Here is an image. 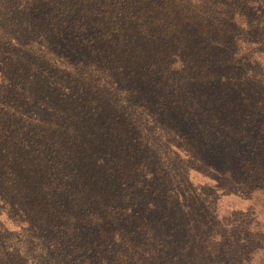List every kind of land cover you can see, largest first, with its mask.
Here are the masks:
<instances>
[{"label": "trees", "instance_id": "16d2710c", "mask_svg": "<svg viewBox=\"0 0 264 264\" xmlns=\"http://www.w3.org/2000/svg\"><path fill=\"white\" fill-rule=\"evenodd\" d=\"M88 47L101 66L57 52ZM263 64L264 0H0V264H252L248 229L207 208L264 177ZM134 102L169 116L171 154L131 139ZM175 144L216 184L194 186Z\"/></svg>", "mask_w": 264, "mask_h": 264}, {"label": "rangeland", "instance_id": "374dc122", "mask_svg": "<svg viewBox=\"0 0 264 264\" xmlns=\"http://www.w3.org/2000/svg\"><path fill=\"white\" fill-rule=\"evenodd\" d=\"M82 31L78 32L80 38L83 36L81 34ZM93 32L88 34V37H84V41L86 43H92V41H96L94 38L91 39V34ZM96 33H99L98 31L93 33V36L95 37ZM76 37V35H74ZM97 46H103L102 44H98L96 42L92 43V45ZM90 45V44H89ZM102 48V47H101ZM65 51H57L59 54L62 55L63 60L65 63L67 62V65H88L91 67L92 65L101 66L99 62H96V58L93 56V53L95 52L94 48L88 47L85 49L84 54L85 56L81 57L80 55H76L74 52H68L66 49H63ZM124 56L120 57H108L105 61H109V67H111V70L113 73L117 71L116 69H122L125 67L126 61L123 59ZM69 63V64H68ZM264 66V64L262 65ZM95 76V78L98 80V84L100 85V76ZM115 77V76H114ZM132 78H124V80H118L115 78V86L117 89V93H119V98L117 99L118 102L125 104L127 101L126 96L124 97V93L126 92L125 88L128 86H132L133 84ZM80 89L76 88L74 89V94L76 97H79ZM88 91H84V93H87ZM99 94H104V92L100 91L97 92V102L99 103H107L109 104L107 99H104V95L99 96ZM86 95V94H85ZM107 95V94H106ZM84 97V96H82ZM95 97V96H94ZM123 97V99H122ZM74 98V97H73ZM116 101V103L118 104ZM84 104V103H83ZM89 105V104H88ZM98 107V105H97ZM136 107V108H135ZM139 106L137 103H131V108L125 109L123 112L124 118L130 124L131 126L128 128L129 134L131 139L133 140H145L146 143L150 142L154 147L161 146V147H168V152L166 154H171L173 150L169 147L173 143H178L181 140L180 135L176 134V131L172 130V123L169 116L165 113L158 112L155 114L152 112V114H147L145 116H142L139 114ZM81 115L85 116L86 114L91 115L92 113H96L95 109L91 108L90 106L87 108L85 104L82 106L79 110ZM119 111V110H118ZM113 111H110V114ZM116 112V111H114ZM162 113V114H160ZM116 115V113L111 114V116ZM158 116V117H157ZM155 118V119H154ZM254 126L255 131L257 134L259 133L260 127L262 130L264 129V114L262 116V119L260 122L255 123ZM85 125H88L89 127H94L97 129L98 134H104L107 131L111 134V130L109 128L110 125L105 124H97L95 122L93 123H86ZM93 128V129H94ZM89 138L87 140L92 141L93 138L90 137L91 133H88ZM92 136V135H91ZM173 140V141H172ZM172 141L173 143H169ZM263 143L259 142L261 150H258L261 154V160L264 159V139L262 141ZM178 144L173 145L172 148L178 149L179 154L181 155L182 159V168L184 170V173L190 175L191 179H193L194 186L203 185L206 184L209 185H215L216 180L214 177L210 176L212 170H214L209 165H204L203 162L194 161L189 159V154L186 150L178 148ZM260 156V155H259ZM166 156L160 154V162L165 163L166 162ZM263 169H264V162H262ZM168 168V167H167ZM169 170V168H168ZM173 171V169L170 167V173ZM252 173V172H251ZM253 174V173H252ZM253 178V177H252ZM251 178V179H252ZM225 183V181L223 182ZM232 185L229 187V189H232ZM257 187H259L258 190L254 191ZM264 177L260 179L259 181L252 179L247 180V185H244L243 189L241 190L242 193H244V197L239 195L235 190H240L239 187H234V192L223 194V190H218L219 198L216 202V209H213L215 213H212L211 208H207V210L210 212V214L214 217L213 222L216 223L217 229L221 228H228L230 225H240L244 228H247V234L250 236L249 238L253 239L254 242V249H255V255L254 260L252 264H264ZM5 217V216H4ZM10 225V224H9ZM14 227V226H13ZM255 236H259V239H256Z\"/></svg>", "mask_w": 264, "mask_h": 264}]
</instances>
